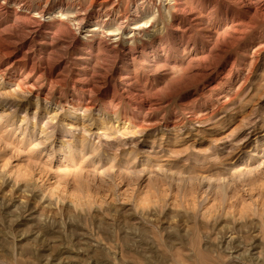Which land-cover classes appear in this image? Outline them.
<instances>
[{
	"label": "rangeland",
	"instance_id": "1",
	"mask_svg": "<svg viewBox=\"0 0 264 264\" xmlns=\"http://www.w3.org/2000/svg\"><path fill=\"white\" fill-rule=\"evenodd\" d=\"M166 1L133 60L0 12V264H264V17Z\"/></svg>",
	"mask_w": 264,
	"mask_h": 264
},
{
	"label": "bare ground",
	"instance_id": "2",
	"mask_svg": "<svg viewBox=\"0 0 264 264\" xmlns=\"http://www.w3.org/2000/svg\"><path fill=\"white\" fill-rule=\"evenodd\" d=\"M43 1L44 3L42 6V0H0V12H4L6 15L9 14L10 16L12 14V24L17 25V22H19L24 28L30 27L31 25L35 27L33 29L35 30L48 25L47 28L49 27V30L55 29L60 31L67 30V27L69 29L70 26L73 27L78 34L89 33L86 37L90 39V42H94L97 38L99 39L98 42H95L96 50L103 49L107 56H110L112 59L120 57L124 60H133L136 56L133 47L137 37L143 38L145 41L149 42L155 38L156 26L154 22L157 17H159V13L156 12L155 15L150 10L146 9L147 11H143L142 6L141 8L137 7V4L135 5L133 2H130V4L128 3L129 1L127 3L125 2L129 7H132V11H130L128 6H124L127 7L125 9L123 8V0H93L85 9L84 6L83 8L79 7V10L76 8L77 10L75 11L71 9L72 5L65 4L63 0ZM241 2H243V14L247 21L251 22L255 17H264V0H242ZM184 4L181 0L166 1L168 11L172 10V12L177 13L176 16L181 17L177 21L178 26L192 27L193 25H199L202 21L192 22L186 18V12H194L199 15L201 14V9L199 11L197 6L202 8V5L200 3H195L191 8H188L187 5L185 7H187L188 10H186L183 8ZM148 17L150 19H148ZM170 18L172 20V17ZM173 21L175 20L173 19ZM12 24H10V26H12ZM172 31V38L176 40L178 38V33L176 32L179 31L177 29ZM31 34L34 35L35 33L32 32ZM10 64L9 68L12 69H16L20 65L19 60H15ZM41 135L44 136L43 133ZM42 136L38 137L41 138Z\"/></svg>",
	"mask_w": 264,
	"mask_h": 264
}]
</instances>
